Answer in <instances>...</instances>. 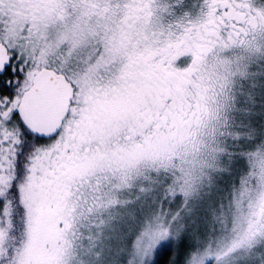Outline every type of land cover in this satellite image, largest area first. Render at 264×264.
<instances>
[{
    "label": "snow or ice",
    "instance_id": "6c2138e0",
    "mask_svg": "<svg viewBox=\"0 0 264 264\" xmlns=\"http://www.w3.org/2000/svg\"><path fill=\"white\" fill-rule=\"evenodd\" d=\"M0 264H264V0H0Z\"/></svg>",
    "mask_w": 264,
    "mask_h": 264
},
{
    "label": "trees",
    "instance_id": "16d2710c",
    "mask_svg": "<svg viewBox=\"0 0 264 264\" xmlns=\"http://www.w3.org/2000/svg\"><path fill=\"white\" fill-rule=\"evenodd\" d=\"M169 255H170V253H169Z\"/></svg>",
    "mask_w": 264,
    "mask_h": 264
}]
</instances>
